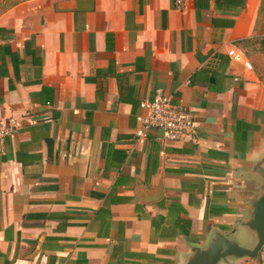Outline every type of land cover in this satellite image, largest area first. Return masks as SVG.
Wrapping results in <instances>:
<instances>
[{
	"label": "crops",
	"instance_id": "obj_1",
	"mask_svg": "<svg viewBox=\"0 0 264 264\" xmlns=\"http://www.w3.org/2000/svg\"><path fill=\"white\" fill-rule=\"evenodd\" d=\"M264 0H0V264H185L264 187ZM259 51V52H260ZM256 62V63H255ZM174 94L193 133L135 136ZM217 264H264L256 257Z\"/></svg>",
	"mask_w": 264,
	"mask_h": 264
},
{
	"label": "built area",
	"instance_id": "obj_2",
	"mask_svg": "<svg viewBox=\"0 0 264 264\" xmlns=\"http://www.w3.org/2000/svg\"><path fill=\"white\" fill-rule=\"evenodd\" d=\"M185 0H173L176 8H183ZM228 54L236 61H242L247 69L252 65L244 56L230 49ZM141 112L136 115L137 129L135 136L138 139L145 138L154 130L162 134L168 141H178L194 132L196 122L190 111L176 101L174 94L164 93L161 89L155 91L150 100H142L139 103ZM18 127L15 118H9L0 122V154L3 152L6 139L12 135Z\"/></svg>",
	"mask_w": 264,
	"mask_h": 264
},
{
	"label": "water",
	"instance_id": "obj_3",
	"mask_svg": "<svg viewBox=\"0 0 264 264\" xmlns=\"http://www.w3.org/2000/svg\"><path fill=\"white\" fill-rule=\"evenodd\" d=\"M252 171L264 179V156L253 165ZM244 225L255 235V242L251 246H241L236 240L217 232L206 247L193 248L185 264H217L228 257H256L264 246V187L253 202L250 217Z\"/></svg>",
	"mask_w": 264,
	"mask_h": 264
},
{
	"label": "rangeland",
	"instance_id": "obj_4",
	"mask_svg": "<svg viewBox=\"0 0 264 264\" xmlns=\"http://www.w3.org/2000/svg\"><path fill=\"white\" fill-rule=\"evenodd\" d=\"M260 50H256V51H253V57L252 59H254L256 62V67L255 65L253 64V62H251L252 64V68L255 69L257 68L259 70V72L261 74L264 75V51L263 52H259ZM241 246H246V247H249L248 245H250L251 243L249 241H247V238H241L237 241Z\"/></svg>",
	"mask_w": 264,
	"mask_h": 264
}]
</instances>
